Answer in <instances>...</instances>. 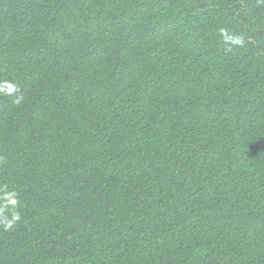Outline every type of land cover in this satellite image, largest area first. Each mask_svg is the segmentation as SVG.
<instances>
[{
	"label": "trees",
	"instance_id": "1",
	"mask_svg": "<svg viewBox=\"0 0 264 264\" xmlns=\"http://www.w3.org/2000/svg\"><path fill=\"white\" fill-rule=\"evenodd\" d=\"M0 264H264V0H0Z\"/></svg>",
	"mask_w": 264,
	"mask_h": 264
},
{
	"label": "clouds",
	"instance_id": "2",
	"mask_svg": "<svg viewBox=\"0 0 264 264\" xmlns=\"http://www.w3.org/2000/svg\"><path fill=\"white\" fill-rule=\"evenodd\" d=\"M233 43H236V44H242V43H243L242 38H240V37L235 38V39L233 40ZM7 91H8V92H12V91H15V89H14V87H13L12 85H8V87H7ZM10 203L15 204V201L12 200V201H10ZM14 219H19V216L17 215L16 217H14ZM10 226H11V225L9 224L8 227H10Z\"/></svg>",
	"mask_w": 264,
	"mask_h": 264
}]
</instances>
